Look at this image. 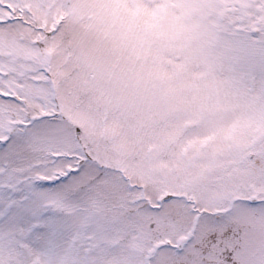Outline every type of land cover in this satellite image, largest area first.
I'll list each match as a JSON object with an SVG mask.
<instances>
[{"label":"snow or ice","instance_id":"1","mask_svg":"<svg viewBox=\"0 0 264 264\" xmlns=\"http://www.w3.org/2000/svg\"><path fill=\"white\" fill-rule=\"evenodd\" d=\"M0 264H264V0H0Z\"/></svg>","mask_w":264,"mask_h":264}]
</instances>
